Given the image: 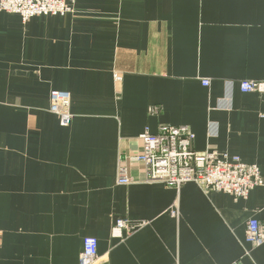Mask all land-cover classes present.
Returning a JSON list of instances; mask_svg holds the SVG:
<instances>
[{"label": "crops", "instance_id": "0c3cea01", "mask_svg": "<svg viewBox=\"0 0 264 264\" xmlns=\"http://www.w3.org/2000/svg\"><path fill=\"white\" fill-rule=\"evenodd\" d=\"M241 80L264 81V0H75L27 21L0 10V264H78L85 237L97 264H264V243L245 240L264 187L238 200L174 188L134 161L144 130L181 125L194 150L264 176V92ZM52 90L71 95L67 126ZM119 218L144 224L127 233Z\"/></svg>", "mask_w": 264, "mask_h": 264}, {"label": "built area", "instance_id": "2783aa9c", "mask_svg": "<svg viewBox=\"0 0 264 264\" xmlns=\"http://www.w3.org/2000/svg\"><path fill=\"white\" fill-rule=\"evenodd\" d=\"M74 1L0 0V10L16 13L23 21H27L35 15H66L73 11ZM115 78L120 79L117 75ZM201 82L204 86L210 84L208 79H202ZM238 86L245 93L264 92V81L241 80ZM70 100L71 95L66 90H52L49 95V111L58 115L62 126H67L72 119ZM158 111V107L151 109L152 113ZM140 139L142 152L134 157V161L144 165L146 181H160L174 188L192 181L205 192H224L235 200L246 199L255 187H264V176L256 164L246 163L237 155L194 150V134L186 126L161 125L156 133L146 129ZM131 181L127 167L119 165L116 183L126 185ZM170 213L175 216L176 207ZM142 224L119 218L114 222V229L129 233ZM245 240L252 248L261 246L264 243V222L250 217L246 221ZM246 254H249L247 249ZM99 259L97 240L85 237L78 264H97Z\"/></svg>", "mask_w": 264, "mask_h": 264}]
</instances>
